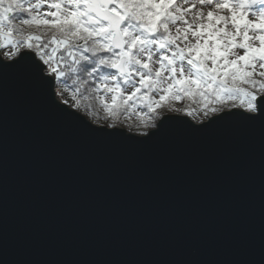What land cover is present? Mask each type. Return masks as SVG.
<instances>
[{
	"label": "water",
	"instance_id": "1",
	"mask_svg": "<svg viewBox=\"0 0 264 264\" xmlns=\"http://www.w3.org/2000/svg\"><path fill=\"white\" fill-rule=\"evenodd\" d=\"M167 115L187 116L167 113L157 123ZM262 225L259 132L240 146L208 138L131 159L9 85L6 146L0 118V264H260Z\"/></svg>",
	"mask_w": 264,
	"mask_h": 264
},
{
	"label": "snow or ice",
	"instance_id": "2",
	"mask_svg": "<svg viewBox=\"0 0 264 264\" xmlns=\"http://www.w3.org/2000/svg\"><path fill=\"white\" fill-rule=\"evenodd\" d=\"M238 10L241 19L251 12L256 20L241 24ZM257 21L264 24V0H0V37L9 41L0 44L5 146L10 84L20 98L39 103L87 140L119 146L131 159L163 145L208 138L240 146L256 132L264 145V27L257 28ZM17 31L27 32L26 39H13ZM9 46L14 50L7 51ZM68 79L79 85L70 99L64 98L67 88L57 87L58 80ZM89 82L94 91L111 94L110 103L100 100L106 118L139 105L151 119L187 99L202 105L206 119H189L193 111L167 115L143 135L98 123L81 110L77 97ZM169 121L177 123L168 126ZM235 239L243 243L242 225Z\"/></svg>",
	"mask_w": 264,
	"mask_h": 264
},
{
	"label": "trees",
	"instance_id": "3",
	"mask_svg": "<svg viewBox=\"0 0 264 264\" xmlns=\"http://www.w3.org/2000/svg\"><path fill=\"white\" fill-rule=\"evenodd\" d=\"M18 23V19L14 21ZM16 34L22 35V38H19L17 41H21L26 39L27 32H20L17 31ZM0 44H4L3 39L0 38ZM13 48L12 46H9ZM4 48H0V51ZM14 50V48H13ZM59 55V53H57ZM73 77L72 79H74ZM72 79H68L67 83H63L60 80L57 81V87L58 88H67V91H65L64 98H71L72 92L76 87H79V85H74L72 83ZM95 84L92 82H89L88 85H85L83 88H81V93L77 94L81 110L87 109L88 113H92L95 115V121L98 123H108L113 124L115 123L118 126H121L122 124L126 125V128L129 129L131 132H136L137 134H144L151 130L152 126L157 124L159 119L167 114L174 112L172 108H180L183 113L187 114V111H193V109L196 106L202 107L201 104H199L196 101H189L187 99L175 102L172 107L164 108L160 110L159 115L156 114H150L151 119H147L142 115V106H136V107H129L126 111H121L118 116L115 119L112 118H106L105 112L100 104V100L104 99L107 102H111V94L110 93H104L103 90L96 92L94 91ZM130 91V89L128 90ZM107 97H110L107 99ZM131 103V102H130ZM175 113V112H174Z\"/></svg>",
	"mask_w": 264,
	"mask_h": 264
},
{
	"label": "rangeland",
	"instance_id": "4",
	"mask_svg": "<svg viewBox=\"0 0 264 264\" xmlns=\"http://www.w3.org/2000/svg\"><path fill=\"white\" fill-rule=\"evenodd\" d=\"M235 2H236V0H229V3H235ZM204 11L207 12L208 9L205 8ZM224 14H229L230 15V13H228L227 10H225V13ZM237 18L239 19V21H240L241 24H244V23L248 22L249 20H256V17L252 16L249 13L243 15V18L241 19V13H240L239 10L237 11ZM259 27H264V24H261L259 21H257V28H259ZM249 34L251 35V33H249ZM0 38L3 39L5 45H7L9 43L8 39H6L4 37H0ZM19 38H22V35H19V34L14 33L13 39L18 40ZM6 50L7 51H12L13 48L8 47ZM4 52H5V49H2L0 51V55L3 56L4 55ZM109 98L110 97H107V99H109ZM193 112H194V114H193V116L191 118L194 119L196 122H201L202 119H206V117H203V109H202V107L196 106L193 109ZM121 126L126 128V125H124V124H122Z\"/></svg>",
	"mask_w": 264,
	"mask_h": 264
},
{
	"label": "bare ground",
	"instance_id": "5",
	"mask_svg": "<svg viewBox=\"0 0 264 264\" xmlns=\"http://www.w3.org/2000/svg\"><path fill=\"white\" fill-rule=\"evenodd\" d=\"M252 11H255V9H254V10H252ZM249 14H251V12H249Z\"/></svg>",
	"mask_w": 264,
	"mask_h": 264
}]
</instances>
